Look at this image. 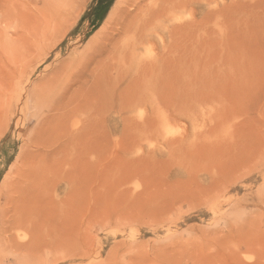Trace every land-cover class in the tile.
I'll return each mask as SVG.
<instances>
[{
	"label": "rangeland",
	"instance_id": "rangeland-1",
	"mask_svg": "<svg viewBox=\"0 0 264 264\" xmlns=\"http://www.w3.org/2000/svg\"><path fill=\"white\" fill-rule=\"evenodd\" d=\"M0 264H264V0H0Z\"/></svg>",
	"mask_w": 264,
	"mask_h": 264
}]
</instances>
